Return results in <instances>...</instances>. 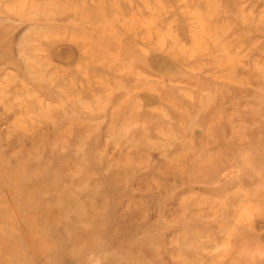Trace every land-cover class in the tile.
<instances>
[{"label":"rangeland","instance_id":"1","mask_svg":"<svg viewBox=\"0 0 264 264\" xmlns=\"http://www.w3.org/2000/svg\"><path fill=\"white\" fill-rule=\"evenodd\" d=\"M0 264H264V0H0Z\"/></svg>","mask_w":264,"mask_h":264}]
</instances>
